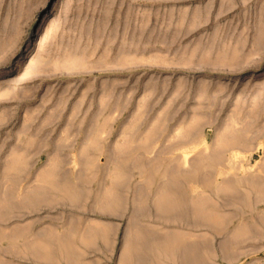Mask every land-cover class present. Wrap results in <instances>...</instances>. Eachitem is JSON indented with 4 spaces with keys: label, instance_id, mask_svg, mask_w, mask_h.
I'll return each mask as SVG.
<instances>
[{
    "label": "rangeland",
    "instance_id": "374dc122",
    "mask_svg": "<svg viewBox=\"0 0 264 264\" xmlns=\"http://www.w3.org/2000/svg\"><path fill=\"white\" fill-rule=\"evenodd\" d=\"M81 195L264 215V0H0V211Z\"/></svg>",
    "mask_w": 264,
    "mask_h": 264
},
{
    "label": "crops",
    "instance_id": "0c3cea01",
    "mask_svg": "<svg viewBox=\"0 0 264 264\" xmlns=\"http://www.w3.org/2000/svg\"><path fill=\"white\" fill-rule=\"evenodd\" d=\"M35 197L48 205L55 198ZM86 198L72 207L0 211L27 217L0 225V264H264V215L258 211L235 230L230 224L220 230L213 219L200 225L197 212L184 208L183 195H147L142 219L135 218L140 211L129 196ZM62 200L67 204L65 195Z\"/></svg>",
    "mask_w": 264,
    "mask_h": 264
}]
</instances>
